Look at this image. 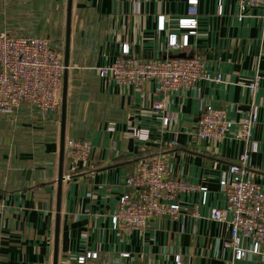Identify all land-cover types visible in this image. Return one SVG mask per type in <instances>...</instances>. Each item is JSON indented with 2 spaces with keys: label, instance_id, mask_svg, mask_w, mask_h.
<instances>
[{
  "label": "crops",
  "instance_id": "obj_1",
  "mask_svg": "<svg viewBox=\"0 0 264 264\" xmlns=\"http://www.w3.org/2000/svg\"><path fill=\"white\" fill-rule=\"evenodd\" d=\"M68 1L0 0V33L49 38L50 32L37 34L53 30L64 34L65 51ZM187 11L188 0H72L57 264H78L86 253L98 258L85 264H177L176 256L181 264H264V243L237 260L229 227L211 219L213 209L226 207L228 170L243 154H249V177L264 192V10L243 12L239 0H199L196 34L188 47L171 51L169 36L182 40L188 33L178 26ZM124 46L147 61L198 57L222 82L200 81L194 89L158 96L154 82L135 88L101 78L98 69L114 63ZM257 76L259 87L251 92L248 85ZM159 100L176 114L167 126L153 109ZM207 105L227 110L233 135L256 108L251 141L233 135L195 140ZM134 129L148 130L149 140L125 136ZM69 139L92 146L88 163L67 159ZM61 149L62 108L46 117L26 105L15 115L0 114V200L6 210L0 217V264H53ZM157 155L168 159L174 177L206 193L182 195L185 215L175 220L154 219L145 232L115 230L112 219L127 176L141 159Z\"/></svg>",
  "mask_w": 264,
  "mask_h": 264
},
{
  "label": "built area",
  "instance_id": "obj_2",
  "mask_svg": "<svg viewBox=\"0 0 264 264\" xmlns=\"http://www.w3.org/2000/svg\"><path fill=\"white\" fill-rule=\"evenodd\" d=\"M243 12L253 8L264 10V0H239ZM199 0H188L185 17L178 20L181 30L188 33L179 40L173 34L168 38V48L179 51L188 47L189 37L196 34L198 27ZM165 18L160 17V29H164ZM63 54L53 48L45 39L36 37H12L0 34V114L15 115L26 105L36 110L42 117L57 113L61 108L63 79ZM101 78H108L120 86L141 88L148 82L156 84V94L166 96L172 92L194 89L198 82L221 83L220 76H211L205 64L198 57H172L162 60H142L131 56L124 46L121 56L111 65L98 69ZM260 76L248 85L251 92L259 87ZM153 109L163 115V126L176 119L169 113L165 102L159 100ZM258 122L257 109L251 108L240 121L237 133H231V122L227 110L207 105L200 114L193 138L197 141H222L233 135L237 139L251 141L252 130ZM114 131L113 128H110ZM125 136L147 142L150 133L146 129H134ZM173 147L177 146L172 142ZM256 151V144L252 146ZM67 159L72 164L88 163L92 146L82 140L69 139L65 143ZM249 154L245 153L237 163L230 165L229 180L224 184L226 207L213 209L211 219L226 224L231 232L229 246L237 260L257 253L258 245L264 243V192L249 177ZM126 192L119 200V206L112 222L115 230L122 233L145 232L157 218L177 219L185 215L179 204L182 195L194 191H206L193 186L188 181L173 176L169 161L165 156H150L141 159L135 171L127 176ZM6 210L0 200V217ZM250 243L244 247L243 243ZM128 257V254H122ZM97 253H86L77 259L85 264L89 259H97ZM177 264L182 263L176 256Z\"/></svg>",
  "mask_w": 264,
  "mask_h": 264
},
{
  "label": "water",
  "instance_id": "obj_3",
  "mask_svg": "<svg viewBox=\"0 0 264 264\" xmlns=\"http://www.w3.org/2000/svg\"><path fill=\"white\" fill-rule=\"evenodd\" d=\"M71 18H72V0L68 1L67 8V26H66V43L64 51V79H63V90H62V149H61V160H60V174H59V192H58V206H57V224H56V246L54 254L53 264L58 262V234H59V220H60V204H61V185L64 180L63 177V164H64V141H65V123H66V112H67V95H68V71H69V55H70V38H71ZM186 57V56H180Z\"/></svg>",
  "mask_w": 264,
  "mask_h": 264
},
{
  "label": "rangeland",
  "instance_id": "obj_4",
  "mask_svg": "<svg viewBox=\"0 0 264 264\" xmlns=\"http://www.w3.org/2000/svg\"><path fill=\"white\" fill-rule=\"evenodd\" d=\"M67 26V24H66ZM4 32H7V31H4ZM4 32H1L0 34L4 33ZM50 32V36L49 38H42V39H45L53 48L59 50L61 52V54H63V58H64V42H65V38H64V34H56L55 35V31L53 30H48V31H44V32H40V34H37V36H47V34ZM9 33V32H7ZM27 33H30V34H33L34 32H27ZM25 34V33H22V35H24L25 37H31L29 36L28 34ZM10 34V33H9ZM16 36H13L11 35L12 37H15L17 38V33H14Z\"/></svg>",
  "mask_w": 264,
  "mask_h": 264
}]
</instances>
